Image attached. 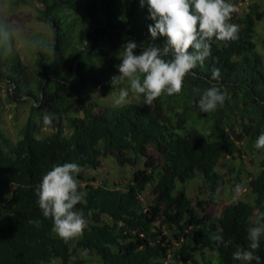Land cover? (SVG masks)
<instances>
[{"label": "trees", "instance_id": "trees-1", "mask_svg": "<svg viewBox=\"0 0 264 264\" xmlns=\"http://www.w3.org/2000/svg\"><path fill=\"white\" fill-rule=\"evenodd\" d=\"M238 1L227 0L234 6ZM250 1L248 12L231 18L239 26L238 38L213 40L210 56L185 79L180 94L164 95L151 107L132 101L95 111L76 92L91 85L119 93L125 85L112 86L109 67L121 63L122 46L135 41L139 54L149 45L162 47L165 38L151 37L154 21L140 0H37L35 14L52 29L54 56L36 52L30 66L15 48L0 56V84L9 90L8 102L34 101L16 142L0 125V193L13 187L10 208L0 216V264H51L53 259L57 264H195L197 254L199 264H240L233 253L247 247V228L264 217V158L248 182L236 177L252 201L237 199L218 213L206 211L216 203L222 181L216 172L220 159L240 156L239 142L250 150L264 134V54L253 40L264 6L261 11L263 0ZM22 3L26 0H11L13 7ZM260 44L264 49V37ZM214 68L220 70L217 80L211 79ZM212 85L226 99L215 112L203 113L193 89L203 92ZM46 113L54 117L48 127L55 131L49 134L42 132ZM151 147L161 160L149 156ZM108 157L132 168L144 162L123 188L94 185L86 171L100 168ZM70 162L83 169L77 177L83 199L76 207L88 224L82 236L65 243L51 232L35 193L53 165ZM195 179L210 192L208 201L194 204L176 193L177 181ZM148 196L153 198L145 205ZM211 233L230 243L217 245ZM255 255L264 264V237Z\"/></svg>", "mask_w": 264, "mask_h": 264}, {"label": "clouds", "instance_id": "clouds-1", "mask_svg": "<svg viewBox=\"0 0 264 264\" xmlns=\"http://www.w3.org/2000/svg\"><path fill=\"white\" fill-rule=\"evenodd\" d=\"M140 3L141 6L147 4L149 18L154 21L148 28L151 37L153 40L163 37L166 43L162 47L149 45L136 54L137 43L129 40L119 52V75L112 78V86L125 85L119 91L117 104L126 103L131 94L151 107L164 95L180 94L185 79L210 56L212 41L236 40L239 26L230 22L236 8L227 0H140ZM10 6L11 0H0V9ZM19 32L10 18L0 15V56L13 53ZM28 44L33 51L54 56V45L45 40H32ZM219 77L220 70L214 68L211 79ZM193 92L199 95L198 107L203 113L215 112L226 99V94L216 85L203 92L194 88ZM53 118V114L46 113L44 125L51 126ZM254 147L264 149V134L257 138ZM82 171L75 162L53 165L36 188L37 204L43 217L51 220V232L65 243L82 236L88 224L85 213L76 207L83 199L77 179ZM241 187L237 185L235 191L239 193ZM35 223L39 226L38 221ZM262 237L264 217L256 219L247 228V247L235 251L233 260L240 264H252V261L260 264V257L255 253ZM209 238L225 247L230 243L218 233H211ZM82 254L86 256L87 250ZM51 264H57L56 260L53 259Z\"/></svg>", "mask_w": 264, "mask_h": 264}, {"label": "rangeland", "instance_id": "rangeland-1", "mask_svg": "<svg viewBox=\"0 0 264 264\" xmlns=\"http://www.w3.org/2000/svg\"><path fill=\"white\" fill-rule=\"evenodd\" d=\"M252 4L253 2L250 0H239L237 4H235L236 11L232 14V17L237 16L239 18L244 12H248L249 6ZM260 5L262 6H260V10L262 11L264 0L260 2ZM34 6L39 7L37 0H26L25 4L22 3L14 7L10 6L6 9H0V15L10 18L13 25L20 29L14 48L20 55L22 63L26 66L33 65L37 58L36 51H33L29 47V41L39 39L51 43L53 40L52 29L49 25L40 23L35 14ZM263 37L264 17L261 21L257 22V34L253 39L257 44V51L261 54H264V49L260 44ZM109 68H111L109 71V77L113 78L114 76L119 75L118 65H112ZM10 91L12 93L15 92L14 88H11ZM68 93L74 95L79 93L85 99L86 103L94 104L96 106L94 108L95 111L124 104L116 103L119 98L118 92H105L91 85H87L76 93L71 92L70 89ZM8 97V88L5 85L0 84V125L7 133L8 137H10L13 142H16L19 139V131L21 127L28 121L31 105L34 101L27 97L22 99L17 97L16 99H20L21 102L9 103ZM132 101L143 104L142 98L130 94L127 102ZM80 115H82L81 112ZM63 124H66V120L63 121ZM53 131H55L53 127L42 128V132L45 134H49ZM238 146L241 150L240 156L233 159L223 156L217 164L216 172L221 175L222 181L215 196L216 203H210L207 205L206 212L218 213L226 205L237 199L246 201H252L253 199L247 186L237 182L236 177L239 176L242 180L248 182L252 176L256 175L259 170V163L264 158V149H256L255 147L250 148V150L246 149L245 141L239 142ZM148 152L151 158L161 160V156L153 147L149 148ZM143 162L144 161H142L137 167L132 168L129 165H119L113 160V158L108 157L102 161L100 168L96 170H87L86 175L94 185H102L106 182L109 186L115 185L118 188H123L130 181L134 170L143 166ZM92 179H94V181ZM237 185L242 186L239 193L235 191ZM12 192L13 187L11 186L8 190L0 193V216L10 208L8 202ZM176 193L186 194L192 199L194 204L198 200L208 201L210 196L208 189L203 187L201 179H195L187 183H180V181H177ZM145 195H150V193ZM152 198V196H148V199H143L145 205H149ZM200 260L201 256L197 254L195 257V264H199ZM94 264H97V262L95 261Z\"/></svg>", "mask_w": 264, "mask_h": 264}]
</instances>
